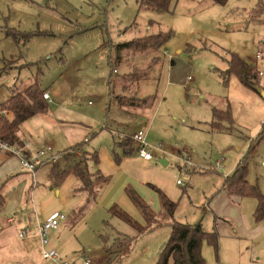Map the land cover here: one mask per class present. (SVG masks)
Segmentation results:
<instances>
[{
	"label": "rangeland",
	"instance_id": "374dc122",
	"mask_svg": "<svg viewBox=\"0 0 264 264\" xmlns=\"http://www.w3.org/2000/svg\"><path fill=\"white\" fill-rule=\"evenodd\" d=\"M251 3L252 0H228L219 5L209 0H176L169 11H160L147 5L140 6L137 0H0V25L16 30L15 34H10L8 41L12 44V51L5 52V43L0 42V67L7 62L4 56L8 58V54L18 51L26 52L25 59L28 61L39 60L22 67L14 64L10 68L4 66L0 69V102L4 94L10 96L35 82L39 88H47L50 93L57 86L60 87L62 94L57 99L64 105L94 111L93 114L98 117L99 113L102 119L104 113L111 114L116 109L118 112L114 101L109 103V109H105L107 76L111 69L107 58L110 55L117 68L112 75L114 78L135 68L142 70L143 79L129 87L127 94H132L130 90H134L138 96H156L152 111L148 114V125L150 127L153 123V128L158 126L165 145L178 143L180 149L185 146L194 164L210 167L213 163L215 165V159L220 155L225 156L228 151L230 155L237 154L236 146L244 144L247 135L252 133L243 128L240 131L232 130L228 120L222 122V128H227L221 132L213 131V135L207 134L210 130L206 126L211 109H226V86L219 71L225 69L228 53L235 52L242 58L252 57L264 36V23L251 19L254 11L252 15L237 11ZM253 3L255 5V0ZM17 32L26 33L27 36L18 35ZM159 33L169 36L160 49L116 47L132 39ZM43 51L53 52L42 55ZM158 55L162 57L161 60L149 69L153 57ZM60 56L66 60L65 63L58 61ZM7 77L11 79L10 91L5 87ZM160 123L165 134L159 127ZM27 124L30 127L35 125ZM157 132L151 130L152 140L156 143L154 146L161 144ZM39 135V138H33L44 143L48 141L44 133L40 132ZM101 137L109 139L111 135L104 130ZM97 140L92 138L84 149L93 151ZM168 156L169 164L162 166V169L170 176L173 174L174 181L179 178L184 186L180 188L175 185L183 189L177 211L178 221L193 223L196 221L193 214L204 210L200 199L205 183L202 178L188 182L183 176L185 171L182 173L178 170L181 165L178 157ZM244 156L242 154L241 157ZM248 164L249 181H260L264 190V141L254 152V160H249ZM36 189H46L45 181L39 180ZM33 197L35 202V192ZM98 210L76 231V253H96L98 248L105 245L100 235H108L107 241H113L114 229L104 223L103 220L107 218L100 207ZM163 214L156 215V218L164 219ZM76 221L72 219V225ZM119 226L121 228L116 227L118 231L135 235V228L128 223L123 221ZM169 235L168 226L139 234L135 244L110 262L155 264ZM225 248V239H222L223 255ZM262 250L264 243L258 253ZM203 253L207 264L235 263L233 260L216 262V253L206 245ZM235 253L243 255L242 264H261L264 259L258 254L259 260L255 258V262L251 263L246 251L238 250ZM93 264H97L96 261Z\"/></svg>",
	"mask_w": 264,
	"mask_h": 264
},
{
	"label": "crops",
	"instance_id": "0c3cea01",
	"mask_svg": "<svg viewBox=\"0 0 264 264\" xmlns=\"http://www.w3.org/2000/svg\"><path fill=\"white\" fill-rule=\"evenodd\" d=\"M246 5L237 11L241 13L250 12V15L254 11L255 15L251 16V19L264 23V0H255V5L252 0L251 5ZM0 29L2 32L0 34V42L5 43V52L12 51V44L8 42L11 36L7 30L16 31L15 28L0 25ZM17 33L21 35L20 32ZM258 46L259 48L255 51L254 56L243 57V59L254 66L263 90L262 93L257 94L243 86L234 75H230L225 84V104L228 103L231 114L229 128H232V130L243 128L252 131V133L247 135L248 139L244 144L236 146L235 150L237 154L230 155V151H228L229 153L226 152L225 156L220 155L215 159V162L220 160L221 167L219 169L215 168L214 163L210 167H205L204 164L201 165L202 167L194 164L191 154L190 152L187 153L185 146L180 149L178 143L165 145L162 135H159L158 126H154L153 128V123L150 127L148 125L150 118L148 114L151 113L153 107L145 115L140 114L143 116L137 118L136 116L139 114H136V116L132 114L121 116L116 109L111 114H108V112L104 113L101 119L99 113H97L98 117L93 114L94 111H83L77 107L64 105V102L57 99L62 94L60 87L57 86L51 93L47 88L42 89L43 92L49 94L50 100L47 101L49 108L46 112L38 113L20 124L16 135L21 140V145H15L21 147L24 140L28 141L30 144L28 152L30 153L38 148L50 146L54 152L60 154V158L56 162H58L59 167H62L69 160L65 158L64 154L71 147L83 144V150L86 151L84 148L92 138L99 139L93 151H86L97 155V163L89 162V170L92 173L98 170L107 178V181L99 189L96 201L89 206L86 211L87 213L83 216H78L77 210L84 204L86 196L83 193L73 192V188L78 184V180L72 173L66 175L60 184L53 186L50 177L52 162L41 160L36 166L34 176H32L27 170L20 167L17 156L7 150H0V264H57L50 260H44L41 257V242L37 232L40 222L54 212L64 213L65 219L61 221L62 223H59L56 229L48 233L46 248L55 249L59 252L62 260L68 261L70 264H83L85 260H89L90 264H93L94 261L97 264H111L110 261H113L123 251H126L129 246L136 243L139 233L135 231L134 235L133 233L129 234L120 230L118 231L117 228H121L119 226L120 222L124 220L110 214V209L114 206L126 213L140 226L145 225V220L131 200L129 191H133L147 203L156 217V215L164 213L160 206L158 193L156 192V189H159L171 201L176 202V208L171 221L185 223L178 221L177 212L182 199L181 191L183 189L180 190V188L184 186L177 184L176 181L179 178L174 181L172 179L173 174L170 176L169 173L165 172L162 169L163 165L157 161L159 158H164L166 160V165L164 166H167L169 164L168 155L172 158L176 156L181 161L178 170L180 169L182 173L185 171L183 176H187L188 174L187 181L202 178V181L205 183V190L200 199L203 201L204 210L203 212L193 214L195 222L185 223L190 225L199 223L204 231L214 232L217 236L215 247L206 240H203L201 243L200 254L205 264H207V260L203 253L204 245L210 247L216 253V262L233 260L235 261L234 264H242L241 257L243 255L235 253L238 250L246 251V257H248V261L251 263L255 262V258L259 260L258 254H260V258H264L263 250L258 253L261 244L263 245L264 243V217L260 220L255 218L257 200L252 196L229 194L224 187L225 178L233 173L240 161L244 160L247 164L246 180L251 184H256L264 194L260 181L257 180L255 183L249 181L248 164L249 160H254V152L264 141V139L257 140L258 135L264 131V36L259 40ZM44 52L53 51H43L42 55L45 54ZM257 52L261 54L259 58H256ZM8 56V58L4 56L3 59L7 60L4 66L9 68L12 65L14 66V64L16 67H22L30 63L39 62L38 59V61L26 60V52L18 51L16 54L11 53ZM58 61L65 63L66 60L60 56ZM107 61L111 66L110 55ZM4 66L0 67V69L5 68ZM260 72L262 73L260 74ZM113 74L112 69H110L107 76V91L105 96L106 110L109 109V103L113 102L109 86V80ZM6 83V90L10 91L9 83H11V79L7 77ZM5 96L4 94V99L0 103L10 97L8 94ZM115 108H117L116 104ZM129 111L132 113L134 110L130 109ZM136 112L140 113L139 110ZM3 115L10 117L9 112ZM211 120L212 109L210 110V120L206 123V126L210 130L207 132L208 135H213V131L221 132L223 128H227L213 129L210 126ZM127 121L131 123L126 127L124 123ZM27 123H35V125L31 124L32 128ZM162 125L160 123L159 127L162 133L165 134ZM166 126L168 125L166 124ZM138 128H143L145 131V141L148 144V149L153 154V158L150 160H144L137 156L138 144L134 140H132V148L135 151L130 155H123L116 143L122 139L123 134H118L119 132H123L124 130L123 133L129 134L132 139V134ZM152 129L156 132L158 131V140L162 145L158 144L154 146L156 143L152 140L153 137H151ZM104 130L109 132L111 138L101 137ZM40 132L46 135L48 141L45 143L33 138V136L39 138ZM162 146H164L163 150ZM59 147L63 149H59ZM242 154H245V156L241 157ZM184 159L190 160L193 164L191 174L183 166L182 162ZM217 170H220V172ZM41 179L45 181L46 189H36ZM175 185L180 186V188H177ZM34 192L36 193L35 202L33 200ZM99 207L107 218L103 220L104 223L114 229L115 236L112 238L113 241H107L108 235H100L105 245L98 248L96 253L92 255L76 253L77 247L75 243H77L78 239V232L76 235V231ZM163 218H156L158 221L164 223L154 227L149 232L158 227L168 226L170 233L171 227L167 223L169 220H166L164 214ZM72 219L77 220L73 225ZM118 221H120L119 224ZM131 227L134 228L133 226ZM21 231L26 233L24 237L18 236V233ZM121 237H128L129 240H124V245L118 249V246L115 245L116 239ZM222 239H225L226 245L224 255L222 254ZM168 264H172V261L169 260ZM261 264H264V259L261 261Z\"/></svg>",
	"mask_w": 264,
	"mask_h": 264
},
{
	"label": "trees",
	"instance_id": "16d2710c",
	"mask_svg": "<svg viewBox=\"0 0 264 264\" xmlns=\"http://www.w3.org/2000/svg\"><path fill=\"white\" fill-rule=\"evenodd\" d=\"M137 1L140 6L147 5L160 11H169L171 9L170 6L176 2V0ZM209 1L214 4L223 5L228 0ZM7 31L9 34H15L16 32L11 29ZM21 35L27 36L26 33H21ZM168 37V35L162 33L156 35L148 34L144 37L132 39L123 44H117L116 47H140L141 49L149 47L151 49H160L165 44V40H167ZM155 53L156 51L153 52V55H155ZM161 58L160 55L153 57L151 61L152 63L148 66L149 69L151 67L154 68L155 64H158ZM111 69L113 73L117 72L116 65L115 63H112V60ZM135 69L136 70H129L121 77H110L109 80L110 94L112 95L113 101L115 102L121 116L129 114L136 116V114H139L136 118L139 116L141 117L154 105L155 95L146 94L138 96L134 90H130L132 91V94H127L129 87L133 86L138 80L140 81L143 79L144 74H141L140 72L142 70L139 71L138 68ZM230 75H234L243 86L249 88L253 92L257 94L262 93L263 90L254 66L245 61L235 52L228 53L226 68L219 71V76L222 78L224 84L227 83V78ZM145 79L146 78H144V80ZM42 94L43 90L34 82L33 84L14 92L9 99L0 103V110H7L10 113V117L0 114V140L10 144L21 145V140L16 135L20 124L38 113L46 112L49 108L48 102L43 98ZM130 109H133L134 111L130 113ZM137 110H139L140 113H135ZM224 120H231L228 103H226L225 110L217 108L212 109L210 126L213 129L222 128V122ZM130 123L131 122L127 121L124 124H126L127 127ZM123 132L121 131L118 133L123 135L122 139L118 140L116 143L121 149L123 155H130L135 151V149L132 148V139L129 134ZM258 139H264V131L258 135L257 140ZM77 151L79 152L77 153ZM64 156L69 159L64 166L59 167L58 162L52 163V170L50 173L52 179L51 183L53 186H57L61 183L64 177L70 173L77 178L78 184L73 188V192L83 193L86 196L84 204H82L77 210V215L83 216L89 206L96 201L98 191L106 183L107 178L98 170L93 173L89 170V162L97 163V155L95 153L91 154L84 151L83 144L71 147ZM246 168L247 164L245 161H240L233 173L225 178L224 187L229 194L254 197L257 200L255 218L260 220L264 217V194L259 190L256 184H251L246 180ZM156 192L158 193L161 209L165 213V218L166 220H169L167 223L170 224L171 230L155 264H168L169 260L172 261V264H205V261L200 254L201 243L203 240H206L215 247L217 238L216 234L214 232L204 231L199 223L190 225L171 221L176 208V202L171 201L159 189H156ZM129 195L135 206L141 212L145 220V225L140 226L126 213L118 210L114 206L110 209V214L118 216L126 221L133 226L139 234H143L164 223L156 219L149 205L133 191H129ZM124 240H129V238L121 237L116 239L115 245L118 246V249L122 248Z\"/></svg>",
	"mask_w": 264,
	"mask_h": 264
},
{
	"label": "built area",
	"instance_id": "2783aa9c",
	"mask_svg": "<svg viewBox=\"0 0 264 264\" xmlns=\"http://www.w3.org/2000/svg\"><path fill=\"white\" fill-rule=\"evenodd\" d=\"M260 52L256 53V58L260 57ZM115 71V70H114ZM262 72H260L261 74ZM43 98L46 101H49V94L47 92H43ZM7 110H0V114H7ZM132 140H134L138 144L137 148V156L143 158L144 160H150L153 158L152 152L148 149V144L145 141V131L143 128H138L132 134ZM0 150H7L10 153L17 156L20 167L22 169L27 170L32 176H34L36 171V166L41 160L47 162H56L60 158V154L56 153L52 150L50 146H44L36 149L34 152L30 153V144L28 141L24 140L22 142V146L18 147L15 144H8L2 140H0ZM183 166L187 169V172L193 170V164L190 160L184 159ZM221 167L220 160L215 162V168L219 169ZM185 179H188V174L185 176ZM177 184L182 185L180 179L176 181ZM65 219V214L62 212H54L47 218H45L42 222H40L37 232L40 237L41 249L40 255L44 260H50L57 264H70L68 261L62 260L58 251L53 248H46L47 243V235L51 230H54L58 227L59 223ZM25 232L21 231L18 233L19 237H24ZM83 264H90L89 260H85Z\"/></svg>",
	"mask_w": 264,
	"mask_h": 264
},
{
	"label": "water",
	"instance_id": "95a60500",
	"mask_svg": "<svg viewBox=\"0 0 264 264\" xmlns=\"http://www.w3.org/2000/svg\"><path fill=\"white\" fill-rule=\"evenodd\" d=\"M157 161L163 166L166 165V160H164V158H159Z\"/></svg>",
	"mask_w": 264,
	"mask_h": 264
}]
</instances>
